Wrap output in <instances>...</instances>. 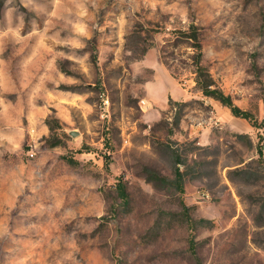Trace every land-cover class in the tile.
I'll list each match as a JSON object with an SVG mask.
<instances>
[{
	"label": "rangeland",
	"instance_id": "374dc122",
	"mask_svg": "<svg viewBox=\"0 0 264 264\" xmlns=\"http://www.w3.org/2000/svg\"><path fill=\"white\" fill-rule=\"evenodd\" d=\"M0 264H264V0H0Z\"/></svg>",
	"mask_w": 264,
	"mask_h": 264
},
{
	"label": "trees",
	"instance_id": "16d2710c",
	"mask_svg": "<svg viewBox=\"0 0 264 264\" xmlns=\"http://www.w3.org/2000/svg\"><path fill=\"white\" fill-rule=\"evenodd\" d=\"M183 35H185L189 46L193 49V56L191 57V60H192V66L194 68L195 83L199 91L204 96L212 98L218 101L219 103H221L223 106L229 108L233 116L247 120L253 119L251 114L240 110L237 106H235L232 103V100L229 96L224 95L221 90L216 88L212 76L210 75L206 67L203 65V51L200 42L199 28H197L195 25H191L189 31ZM260 145L261 144H259L258 146L259 153H262V148H260L261 147ZM64 159L69 164L75 163L73 159H68V158H64ZM117 187L121 198L124 201H127L125 187L123 186L122 182H118ZM179 191L183 192V188L181 185L179 187ZM189 224L191 226V230H194L196 227L195 226L196 223L189 220Z\"/></svg>",
	"mask_w": 264,
	"mask_h": 264
}]
</instances>
